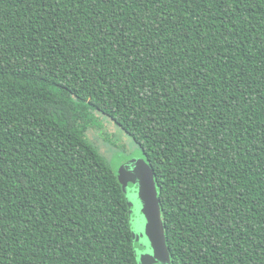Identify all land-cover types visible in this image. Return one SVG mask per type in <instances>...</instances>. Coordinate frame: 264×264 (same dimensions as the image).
<instances>
[{"label": "trees", "instance_id": "16d2710c", "mask_svg": "<svg viewBox=\"0 0 264 264\" xmlns=\"http://www.w3.org/2000/svg\"><path fill=\"white\" fill-rule=\"evenodd\" d=\"M91 110L143 150L172 264H264V0H0V264H137Z\"/></svg>", "mask_w": 264, "mask_h": 264}, {"label": "rangeland", "instance_id": "374dc122", "mask_svg": "<svg viewBox=\"0 0 264 264\" xmlns=\"http://www.w3.org/2000/svg\"><path fill=\"white\" fill-rule=\"evenodd\" d=\"M90 114L92 116L90 123L92 124L86 127V138L105 157L113 171L118 174V178L122 174L124 166H131L136 171H144L145 179L149 185L147 192L150 193L153 201L156 203V207L153 209L150 206L147 197L144 202L137 201L133 196L124 192L125 199L129 206L128 221L130 228L134 232L136 228L135 220H138L139 222L147 221V223L153 222L154 225L161 223L163 225L159 206V188L156 184L154 175L150 170V166L146 161L143 150L135 142L133 137L124 131L110 117L97 110H91ZM145 168L149 170V174ZM120 183L121 185L123 184L121 181ZM132 243L134 251L136 252L138 247L136 236L132 238Z\"/></svg>", "mask_w": 264, "mask_h": 264}, {"label": "water", "instance_id": "95a60500", "mask_svg": "<svg viewBox=\"0 0 264 264\" xmlns=\"http://www.w3.org/2000/svg\"><path fill=\"white\" fill-rule=\"evenodd\" d=\"M146 171L149 174V170L146 169ZM144 173L142 170H134L131 166H124V170L118 180L123 183L121 185L123 192L133 196L137 201L144 202L147 197L150 206L155 209L156 203L153 201L150 193L147 192L149 185ZM135 225L136 228L134 232L131 229V233L132 238L134 236L137 237L138 247L135 252L137 264H172L163 233V225L161 223L154 225L153 222H139L138 220H135Z\"/></svg>", "mask_w": 264, "mask_h": 264}]
</instances>
